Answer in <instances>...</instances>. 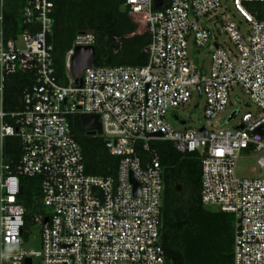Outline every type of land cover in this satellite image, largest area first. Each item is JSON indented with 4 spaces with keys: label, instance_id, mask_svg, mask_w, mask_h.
Returning <instances> with one entry per match:
<instances>
[{
    "label": "built area",
    "instance_id": "built-area-1",
    "mask_svg": "<svg viewBox=\"0 0 264 264\" xmlns=\"http://www.w3.org/2000/svg\"><path fill=\"white\" fill-rule=\"evenodd\" d=\"M222 1L240 21L223 15ZM22 2L27 28L5 38L0 0V264L26 259L31 264H166L162 169L154 141L168 142L181 154H198L201 205L232 217V264H264V20L245 6L264 0H125L122 8L145 15L147 63L94 66L75 84L69 71L73 48L81 39L94 41L92 33H80L66 58L67 85L57 82L48 41L52 1ZM190 50L207 51V69L194 64ZM17 73L30 74L33 83L23 91L22 109L7 113L4 88ZM235 90L252 108L234 128L220 127ZM194 96L203 100L204 123L175 129L167 119L170 112L186 109ZM83 114L98 117L101 134L90 136L101 137L117 158L114 176L85 173L70 121ZM172 117L181 126L187 123ZM7 137H17L22 145L13 168L3 157ZM242 153L258 154L261 176L236 175ZM21 177L41 179L45 214L35 216L30 226L39 229L38 251L23 247L30 228L19 199ZM130 178L139 186L138 195ZM94 188L100 195H93Z\"/></svg>",
    "mask_w": 264,
    "mask_h": 264
},
{
    "label": "trees",
    "instance_id": "trees-1",
    "mask_svg": "<svg viewBox=\"0 0 264 264\" xmlns=\"http://www.w3.org/2000/svg\"><path fill=\"white\" fill-rule=\"evenodd\" d=\"M4 1V37H14L27 26L23 24L22 0ZM53 26L48 37L53 46L55 76L67 85L66 58L80 33L94 37V66H143L147 63L149 34L144 14L122 8L125 0H50ZM256 19L264 20V3H247ZM33 83L27 73H17L6 80L2 106L7 113L22 109V95ZM73 134L81 146L84 170L88 175L114 176L118 160L106 151L103 140L87 135L79 116L70 118ZM162 169L161 204L162 247L166 264H232L233 221L228 214L205 209L200 202V160L197 153L181 154L168 142L154 141ZM22 145L17 137H7L3 144L5 162L18 164ZM146 160L147 154L137 148ZM40 177L20 178L25 208L26 229L35 216L45 214L41 204Z\"/></svg>",
    "mask_w": 264,
    "mask_h": 264
},
{
    "label": "rangeland",
    "instance_id": "rangeland-1",
    "mask_svg": "<svg viewBox=\"0 0 264 264\" xmlns=\"http://www.w3.org/2000/svg\"><path fill=\"white\" fill-rule=\"evenodd\" d=\"M221 12H223L224 16L228 15L233 18L234 21H240L241 19L239 16L234 12L232 7L230 6L229 2L222 1L221 5ZM219 20V19H218ZM218 42L223 43L226 41L224 35H220L217 38ZM81 45H91L90 39H81ZM93 45V44H92ZM206 50H190V56L196 66H202L203 68H208V60L204 58L206 55ZM194 54L196 58H194ZM236 91V90H235ZM230 97L231 105L228 107L225 113L220 116V127L224 128H234L238 122L240 121V117L243 113L247 112L252 106H247L246 102L248 101L247 98L240 92H235ZM239 102V103H238ZM202 98L194 96L190 105L185 109H176L173 112H170L168 116V121L175 129H182L183 127H192V128H199L201 124L204 123L202 117ZM231 111H237L236 117L230 121L229 123L226 122L227 115L231 113ZM176 114L179 116L180 121H186L185 126H181L178 122H176L172 115ZM225 118V119H224ZM201 121V122H200ZM258 158V154L251 153L246 154L242 153L241 157L237 161L236 165V175L238 177H258L261 176L262 173L257 170L255 162ZM25 249H32L38 251L39 248V229L37 227L30 228V237L28 242H26L23 246ZM32 264H40L38 260H33Z\"/></svg>",
    "mask_w": 264,
    "mask_h": 264
},
{
    "label": "water",
    "instance_id": "water-1",
    "mask_svg": "<svg viewBox=\"0 0 264 264\" xmlns=\"http://www.w3.org/2000/svg\"><path fill=\"white\" fill-rule=\"evenodd\" d=\"M94 67V48L92 45H78L73 48V53L69 58V71L71 77L74 79L75 84L80 83V76L86 69H91ZM198 95L200 91L198 90ZM235 118V113L232 112L227 119V123ZM81 127L87 135L101 134L100 123L98 117L95 115L83 114L79 116ZM240 130L241 127H237ZM130 182L134 188V193L138 195L139 186L138 184L130 178ZM20 193L22 189L20 188ZM100 195L99 190L94 188L93 195ZM44 227H47V219L44 220ZM24 264H31L30 259H26Z\"/></svg>",
    "mask_w": 264,
    "mask_h": 264
}]
</instances>
